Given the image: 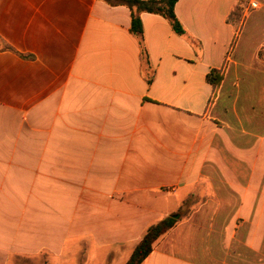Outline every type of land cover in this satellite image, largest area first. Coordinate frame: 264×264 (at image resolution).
I'll return each instance as SVG.
<instances>
[{
	"label": "crops",
	"instance_id": "1",
	"mask_svg": "<svg viewBox=\"0 0 264 264\" xmlns=\"http://www.w3.org/2000/svg\"><path fill=\"white\" fill-rule=\"evenodd\" d=\"M237 2L178 0L186 35L141 13L148 82L128 7L0 0V264H125L191 195L141 264L259 258L264 137L236 102L263 5L236 30Z\"/></svg>",
	"mask_w": 264,
	"mask_h": 264
},
{
	"label": "trees",
	"instance_id": "2",
	"mask_svg": "<svg viewBox=\"0 0 264 264\" xmlns=\"http://www.w3.org/2000/svg\"><path fill=\"white\" fill-rule=\"evenodd\" d=\"M109 5L117 6L124 5L131 11V27L130 31L134 34L140 44L142 62L144 64L145 73L147 74L148 82H151L154 76V71L150 62L146 42L144 38V28L141 20V13L148 12L159 14L166 18L174 32L178 35H186V30L175 13V5L178 0H102ZM242 0H238L234 10L230 14V22L233 23L236 30H238V23L240 22L242 8ZM214 90H217L221 81L222 75L220 70H211L206 77ZM193 195L185 199L177 211L169 214L160 221L151 224L140 242L133 250L130 258L125 264H141L152 252L154 243L166 232L172 229L178 222L187 217L193 207Z\"/></svg>",
	"mask_w": 264,
	"mask_h": 264
},
{
	"label": "rangeland",
	"instance_id": "3",
	"mask_svg": "<svg viewBox=\"0 0 264 264\" xmlns=\"http://www.w3.org/2000/svg\"><path fill=\"white\" fill-rule=\"evenodd\" d=\"M260 1L263 7L259 10V13L261 14V18L263 19H261L258 22L259 24L256 25L264 27V0ZM244 3H242L241 5L242 8ZM250 10L251 9H249L247 13H249ZM240 14L241 18L240 22L238 23V27L241 29L244 20H242V12H240ZM243 50V57L241 58V61L245 66H243L241 70L239 69L238 74L241 80V85L251 84L253 86V90L241 87L236 106L245 111L246 121L254 123L255 129L257 130L256 133L264 137V43H262L261 45L258 44L255 46V48H251L249 50L246 45ZM251 74H253L254 76H249ZM261 184L263 187L264 179L261 180ZM193 200V205L199 202L198 197L193 198ZM261 236L262 242L259 258L257 260L255 259V262L252 263V254L245 253L243 257L244 264H264V231L262 232ZM254 258H256V255L254 256Z\"/></svg>",
	"mask_w": 264,
	"mask_h": 264
},
{
	"label": "built area",
	"instance_id": "4",
	"mask_svg": "<svg viewBox=\"0 0 264 264\" xmlns=\"http://www.w3.org/2000/svg\"><path fill=\"white\" fill-rule=\"evenodd\" d=\"M251 6L254 7L255 6V3H251Z\"/></svg>",
	"mask_w": 264,
	"mask_h": 264
}]
</instances>
